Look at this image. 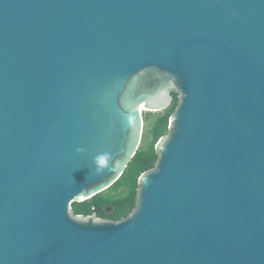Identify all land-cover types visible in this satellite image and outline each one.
I'll return each mask as SVG.
<instances>
[{
	"label": "water",
	"instance_id": "1",
	"mask_svg": "<svg viewBox=\"0 0 264 264\" xmlns=\"http://www.w3.org/2000/svg\"><path fill=\"white\" fill-rule=\"evenodd\" d=\"M0 264H264V0H0Z\"/></svg>",
	"mask_w": 264,
	"mask_h": 264
},
{
	"label": "trees",
	"instance_id": "2",
	"mask_svg": "<svg viewBox=\"0 0 264 264\" xmlns=\"http://www.w3.org/2000/svg\"><path fill=\"white\" fill-rule=\"evenodd\" d=\"M173 96L170 107L153 123L150 129L153 141L146 148L138 149L124 174L111 188L88 201L75 202L73 204L75 214L88 215L92 208H95L99 217L120 220L132 212L137 205L139 177L143 172L155 166L158 159L156 143L168 132L170 117L178 105V94L173 93ZM121 189L124 190V194H119ZM107 205L114 206V211L110 214L105 212L104 207Z\"/></svg>",
	"mask_w": 264,
	"mask_h": 264
},
{
	"label": "rangeland",
	"instance_id": "3",
	"mask_svg": "<svg viewBox=\"0 0 264 264\" xmlns=\"http://www.w3.org/2000/svg\"><path fill=\"white\" fill-rule=\"evenodd\" d=\"M179 101V100H178ZM165 111H149L148 110H143V115H144V133H143V139L142 142L140 144V147L146 148L148 146V144L153 141V136L150 133V129L153 126V123L161 116L163 115ZM159 141V140H158ZM157 141V143H158ZM157 143H156V147H157ZM139 147V148H140ZM119 194H124V190L121 189L119 191ZM111 210H113V208H111Z\"/></svg>",
	"mask_w": 264,
	"mask_h": 264
},
{
	"label": "built area",
	"instance_id": "4",
	"mask_svg": "<svg viewBox=\"0 0 264 264\" xmlns=\"http://www.w3.org/2000/svg\"><path fill=\"white\" fill-rule=\"evenodd\" d=\"M88 216L99 217L95 208H92V211Z\"/></svg>",
	"mask_w": 264,
	"mask_h": 264
},
{
	"label": "bare ground",
	"instance_id": "5",
	"mask_svg": "<svg viewBox=\"0 0 264 264\" xmlns=\"http://www.w3.org/2000/svg\"><path fill=\"white\" fill-rule=\"evenodd\" d=\"M142 110H148V108H146V107H143V108H142Z\"/></svg>",
	"mask_w": 264,
	"mask_h": 264
}]
</instances>
